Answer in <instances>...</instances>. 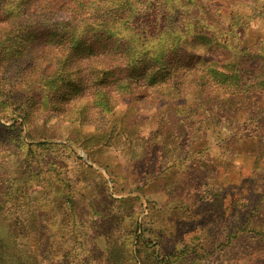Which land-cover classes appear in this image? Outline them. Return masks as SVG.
<instances>
[{"label":"rangeland","instance_id":"1","mask_svg":"<svg viewBox=\"0 0 264 264\" xmlns=\"http://www.w3.org/2000/svg\"><path fill=\"white\" fill-rule=\"evenodd\" d=\"M74 1L49 5L71 24ZM128 1L151 85L106 38L0 0V264H264V91L190 72L264 76V0Z\"/></svg>","mask_w":264,"mask_h":264},{"label":"trees","instance_id":"2","mask_svg":"<svg viewBox=\"0 0 264 264\" xmlns=\"http://www.w3.org/2000/svg\"><path fill=\"white\" fill-rule=\"evenodd\" d=\"M53 1V0H52ZM106 0H77L74 2H77V10L73 13V16L70 20L71 24L65 23L64 21L58 20L55 15H57V12H53V9L49 5V0H20V4L15 7L16 15L20 16L17 21L24 20L29 17V19L34 20L31 22H39L38 19H43L44 16L45 20L51 19L53 16L58 20L56 23H58V27L65 29L61 31L59 34L62 36V38H71L75 36V30L81 29L82 34L88 33L94 38H106L105 40V47L107 48V51H105L106 54H112V52L115 51V48H119L122 51V54L124 58L127 61L130 59H136L142 61V64H139V67L147 69V74L149 75V82L148 85L154 84V82L157 80L158 77H156L155 73L151 75L150 71L155 68L156 62L158 60L155 55L150 54V49L147 48V43L144 42L143 45L139 43L136 45L135 40L137 36H140L143 33H139L136 31V28L129 24L130 20V12L127 10L128 6H125L123 8L122 1L128 0H115L116 2V10H113V7L106 8L105 4ZM72 6V5H71ZM91 6L90 9L88 7ZM76 9L73 8L72 10ZM29 13V14H28ZM132 16V13H131ZM118 23V29L120 31L124 30V34H119L120 39H117L114 41L115 45L110 41L112 40L109 35H113L112 29H114L112 26L114 24ZM11 26V21L8 22ZM110 24V25H109ZM85 31V32H84ZM9 33L8 28L5 27L3 31V35H7ZM55 33V32H54ZM142 39V38H141ZM162 40V39H161ZM143 41V39H142ZM159 44L163 47V52H166L168 49V44L162 40L159 41ZM179 45V43L177 44ZM176 45V48L178 50V46ZM116 46V47H114ZM165 48V49H164ZM175 46L170 47V51H175ZM134 49V51H133ZM19 51L15 53H9L10 55H5V57L15 59V62L22 58L26 57V55H20L18 54ZM168 56V53L160 55L161 57ZM40 55L37 57L39 58ZM193 58V57H192ZM14 62V63H15ZM30 66H32V62H30ZM52 66V64H50ZM29 68V67H26ZM43 66L41 65L39 67L40 71L43 70ZM260 68V69H258ZM105 69H110L106 67ZM104 69V70H105ZM112 71V69H110ZM253 71V74L257 72H261V66H257ZM103 72V70H102ZM190 72H193L194 83L196 81H201L202 79H205L206 82H202V86L207 84L208 86H212L213 82L211 81V76L209 74L218 75L217 81H220L224 86L228 87L232 86L234 88V92L237 94H246L248 96L253 95L254 92H263L264 91V79L262 73H257L256 77L252 76L251 85L243 84L241 82V77L236 75H227L225 73L221 72H214L211 69L208 72L202 71L198 68H196L194 65L191 66ZM255 72V73H254ZM37 73V72H36ZM172 72H168L167 74L170 76ZM109 74H113L112 72H109ZM221 79V80H220ZM154 80V81H153ZM163 81H166V77H163ZM245 86V89H243ZM195 88V87H194ZM199 88V86L197 87ZM195 88L197 90V93L203 92L200 89ZM243 92V93H242ZM233 93V92H232ZM191 95L196 96V93H192ZM200 100V98H198ZM203 101V100H201Z\"/></svg>","mask_w":264,"mask_h":264}]
</instances>
